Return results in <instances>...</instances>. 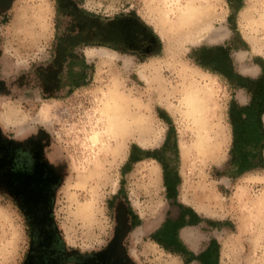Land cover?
<instances>
[{
	"label": "clouds",
	"instance_id": "1",
	"mask_svg": "<svg viewBox=\"0 0 264 264\" xmlns=\"http://www.w3.org/2000/svg\"><path fill=\"white\" fill-rule=\"evenodd\" d=\"M260 3L264 5V0ZM77 6L89 11L84 4ZM146 7L160 26L153 31L160 44L159 52L141 59L136 54L137 50L131 48L121 51L105 44L90 43L77 46L86 65L104 69L105 87L97 93V109L110 93L117 94L127 117L125 132L146 130L149 114L153 106L159 104L158 97L162 93L176 102V111L180 116L187 115L190 107L207 104L219 79L218 76L203 74L191 56L193 48L198 45L185 38V33L174 26L165 11L175 8L179 23L186 9H209L210 5L203 2L173 5L153 2ZM5 16L8 17L6 23ZM71 34L79 35V29ZM165 36L173 42L171 50L166 47L168 40ZM54 38L53 0H10L9 9L0 11V55L9 56L18 69L14 78L0 75V82L5 87L4 91H0V134L9 140L23 142L43 130L50 137V145L53 142V133L47 127L51 116L45 115L42 81L35 73L50 66L48 62L55 55ZM131 65L135 67L128 70ZM256 67L258 77L264 69L259 65ZM147 71L155 73L156 78L149 80L144 75ZM84 119L87 121L86 116ZM110 159V156L101 154L103 163L87 172L80 164L70 166L66 154L58 160L48 161L56 167L66 165L62 182L54 186L53 210L68 246L77 249L81 255L106 247L117 227V222L110 215L107 198L95 195L103 189L112 188L109 182L111 172L107 166ZM205 176L202 180L199 174H194V195L206 205L235 204L241 193L247 191L246 199L258 204L264 215V168L251 169L235 177L228 174L212 176L206 170ZM30 228L29 218L17 201L9 193L0 192V264H22L30 243ZM258 236L264 238V220L258 232L245 233L242 228H235L234 240L239 258L232 264H252L248 253ZM152 245L158 247L155 242ZM128 254L134 264H159L139 247V241L134 242ZM170 264H184V260L177 256ZM258 264H264V257Z\"/></svg>",
	"mask_w": 264,
	"mask_h": 264
},
{
	"label": "rangeland",
	"instance_id": "2",
	"mask_svg": "<svg viewBox=\"0 0 264 264\" xmlns=\"http://www.w3.org/2000/svg\"><path fill=\"white\" fill-rule=\"evenodd\" d=\"M76 1L78 4L86 5L89 11H85L80 7L79 12L81 15L77 13L75 16L82 17L90 21V23L91 21L94 22L96 20H107L109 22L115 19L135 18L143 22L153 32L154 29H159L160 26L154 19L151 10L148 9L146 5L153 2L167 4L168 1L174 0ZM175 1L179 4L187 3L189 0ZM215 1L218 4V13H220L222 20L224 21L220 26H218L216 22H213L211 29H220L222 32H225V36L217 42H210L204 40L202 37L201 40L195 42L198 46L194 47L193 51L201 46H229L231 59L235 68L243 72L246 71V68L252 64L253 59L255 58L264 63V27L260 25V22L262 21L259 16L261 12L260 0H244V6L237 14V17L231 16L230 19L228 16L232 15V13L229 11L225 0ZM7 9L9 8H6L5 10ZM53 9L55 13V38L53 40L54 52L57 34L61 33L63 23L66 21V16H64L60 8L58 9L56 0H53ZM243 13L247 14L248 21H244L241 18ZM227 18L230 25L227 22ZM7 20L8 17L5 16L4 22L6 23ZM201 36H203V34ZM165 39L168 40L166 47L171 50L174 47L173 42L168 39L167 36H165ZM91 42L93 43L94 41ZM128 48L130 47H127L126 49ZM193 51L191 54H193ZM1 56L3 60H6L3 66L8 68V72L2 75L7 78H14L18 69L11 62L9 56ZM144 57L140 58L143 59ZM51 61L48 62L49 65H51ZM87 66V72L82 76L83 79H81L82 84H76L74 88L62 91L60 95L55 97L47 95L45 92L42 93L44 100L46 101L44 106L45 115L47 116L50 114L51 116L47 126L48 131L53 133V142L50 145V137L46 132L41 130L47 136V155L51 160H58L66 154L71 162L70 166L72 167H76L81 163L84 153L82 147L84 137L87 133L89 134L91 132L96 124H98L101 117H105L102 108L105 102L108 103L106 100L98 109L95 104L97 93L105 87L104 69L102 67L93 68L90 65ZM134 67L135 65H131L128 70H132ZM46 68H43V70ZM202 72L203 74H210L211 76L219 77L216 85L212 89L210 101L207 104L200 105L196 110L189 108L187 110V115L180 116L176 111V102L169 100L166 95L162 93L158 97L159 104L154 105L149 114L152 134L145 138L148 146L143 149H157L161 147L168 126L160 117L165 115V111H168L171 115L174 128L178 133L179 140L178 149L180 154V173L182 176V187L179 192V199L192 206L201 216L221 223L219 231L213 230L210 232L217 237L220 243V264H232L235 259L239 258V252L234 240L235 228L240 227L245 233L258 232L261 221L264 220V215L261 214L258 204L252 202L250 199H246L247 191L241 193L239 200L235 204H218L216 207L206 205L194 195V174H199V176L203 175L206 178V170L210 172L212 176H220L224 174L229 175V173H231L229 164L231 129L228 123L227 109L229 102L235 98V93L230 84L222 76L205 72L203 69ZM144 75L150 80L151 78L154 79V77H156V74L151 71L145 72ZM21 82H23L22 77ZM74 82H77V79H75ZM116 98V102L120 103L119 97ZM110 102L111 100L109 103ZM81 113H83V115H81ZM92 113L95 114L92 115ZM85 116L87 117V121L84 119ZM57 125H59V129H57ZM200 134L210 136L211 143L208 145V149H212L214 145L220 147L217 158L218 160L206 164L202 173L198 166L199 153L197 141ZM124 145L126 149L124 159L118 160L119 162H116L115 168L110 170L111 174L109 176V182L112 185V188L103 189L96 194L99 197L107 198V204L113 220L116 204L124 201L126 197H129L132 200L136 211L143 217V222L146 227L149 228L155 224V220H159L165 209L161 170L155 161L146 160L131 167L129 171H126L129 155L134 146L137 145L136 137L131 136L127 138ZM206 149L207 147L205 146L204 150ZM262 164L264 165V161ZM63 167L64 171L62 174V180L66 165H63ZM154 167H157L160 173V182L157 188L150 183L149 170ZM0 192H4L2 188H0ZM226 216L230 217V219H224ZM54 218L58 225L55 215ZM60 234L65 245L70 249H74L68 246L61 229ZM112 234L109 239H111ZM136 241H139V247L151 255L154 260H158L159 264H170L171 260L176 259V257L169 256V254L164 252L160 247H153L152 242L146 236L141 235L140 229L129 237V245L132 247ZM75 250L78 251L77 249ZM25 257L26 253L23 256L22 264ZM261 257H264V238L258 236L256 243L249 249L248 259L252 264H258Z\"/></svg>",
	"mask_w": 264,
	"mask_h": 264
},
{
	"label": "flooded vegetation",
	"instance_id": "3",
	"mask_svg": "<svg viewBox=\"0 0 264 264\" xmlns=\"http://www.w3.org/2000/svg\"><path fill=\"white\" fill-rule=\"evenodd\" d=\"M56 3L66 16V21L61 33L57 34L51 65L35 73L47 95L55 97L62 91L74 88L76 84H82L81 79L88 66L84 63L78 45L105 44L121 51L125 47L136 46L141 51L149 50L148 45L139 47V42L133 37L127 41L123 39L119 27L123 23L122 19L90 23L75 16L77 13L81 15L76 0H56ZM9 7L10 0H0V11ZM77 28L79 35L73 36L71 33ZM5 62L0 55V75L8 72V68L3 66ZM75 79L77 82H74ZM4 90V84L0 82V91ZM47 143V136L42 131L23 142L9 140L0 134V188L17 201L31 225L30 243L23 264H134L128 253L132 248L129 237L137 216L126 199L114 208L117 227L106 247L81 255L65 245L53 210L54 186L61 183L64 167H56L48 162L51 159L47 155ZM165 199L168 200L167 192Z\"/></svg>",
	"mask_w": 264,
	"mask_h": 264
},
{
	"label": "crops",
	"instance_id": "4",
	"mask_svg": "<svg viewBox=\"0 0 264 264\" xmlns=\"http://www.w3.org/2000/svg\"><path fill=\"white\" fill-rule=\"evenodd\" d=\"M226 2V1H225ZM229 9V8H228ZM237 17V16H236ZM229 18V16H228ZM227 18V22L229 24ZM122 24L120 34L123 36V31L125 29L126 32L130 33L131 37L136 39L135 41L140 42L141 46L149 47V50L137 49V55L140 57H144L145 55L157 53L159 52V41L154 36L153 32L139 19L135 18H122ZM230 25V24H229ZM233 29V28H232ZM132 38V39H133ZM139 45V47H141ZM214 47H224L228 50V58L231 64V67H218L216 71H213L209 64L206 62L198 60L197 55L195 52L200 48H214ZM127 47L124 48V51H127ZM150 52V53H149ZM192 58L195 62L203 69L205 72L222 76L232 87L235 98L229 102L228 109H227V118H228V111L231 102H235L240 107H246L251 102V93L245 87H240L237 85V82L234 80V76H240L244 79L249 80H256L258 79L264 71L257 77V65L264 69V63L260 62L257 58L253 59L252 64L246 68V71L237 70L235 65L231 59L230 55V47L226 45H212V46H201L193 51L191 54ZM231 68V70H230ZM164 117H170L171 115L168 111H165ZM264 115H262L263 121ZM264 122V121H263ZM229 123V120H228ZM230 126V124H229ZM231 129V126H230ZM177 134V141L178 140V133ZM231 144H232V136H231ZM139 147V146H138ZM141 150H154V149H143L139 147ZM160 148V147H159ZM158 149V148H157ZM264 152V150H263ZM179 153V149H178ZM146 160L152 159H144L138 162L127 163L128 167L126 171H129L131 167L135 166L138 163H141ZM155 161V160H153ZM156 162V161H155ZM161 170V182L164 191V200H165V209L161 214V217L158 221H154L155 224L152 227L147 228L145 223L143 222V217L140 215L139 212L136 211L132 200L129 197H126V201L131 204V207L137 216V222L133 229L131 236L138 230H141V235L146 236L151 242H155L158 247H160L164 252L167 254H172L173 257L179 256L182 257L184 260V264H200V262L196 259L191 258V254L194 256H198L201 253L205 252L208 247L215 242L218 245V255H219V264H220V255H221V247L219 240L215 235H213L210 231L216 230L219 231L221 227V223L219 221H213L211 219H207L201 216L192 206L188 205L180 201L179 199V192L182 187V176L180 173V154H179V166H178V174L180 176V184L177 187V194L175 199L171 198L168 200L165 199V192H167L164 184H163V171L158 162H156ZM128 173V172H126ZM179 205L186 207L187 209H181ZM188 232L187 238L183 236V232ZM162 243V244H161ZM169 246L170 250H173L172 253L170 250H166L163 245Z\"/></svg>",
	"mask_w": 264,
	"mask_h": 264
},
{
	"label": "trees",
	"instance_id": "5",
	"mask_svg": "<svg viewBox=\"0 0 264 264\" xmlns=\"http://www.w3.org/2000/svg\"><path fill=\"white\" fill-rule=\"evenodd\" d=\"M229 11L236 17L244 6V0H225ZM195 54L198 60L206 62L213 71L218 67H231L228 58V50L224 47L200 48ZM231 70V68H230ZM234 80L240 87H245L251 93V102L246 107H240L231 102L228 111V120L231 126L232 144L230 149L229 175L237 176L251 169L264 168L262 162L264 150V72L256 80L244 79L235 75ZM168 126L163 143L160 148L154 150H141L134 146L130 155L129 163L144 159H152L158 162L163 171V184L167 190L168 198L175 199L177 187L180 184L178 174L179 153L177 134L170 117H160ZM181 209L186 207L179 205ZM162 244V243H161ZM166 250L169 246L163 245ZM174 253L173 250H170ZM218 245L213 242L208 249L198 256L191 254L200 264H219Z\"/></svg>",
	"mask_w": 264,
	"mask_h": 264
},
{
	"label": "bare ground",
	"instance_id": "6",
	"mask_svg": "<svg viewBox=\"0 0 264 264\" xmlns=\"http://www.w3.org/2000/svg\"><path fill=\"white\" fill-rule=\"evenodd\" d=\"M189 1H187V3L203 2L205 4L210 5L211 7L209 9H199V10L186 9L181 14L182 21L179 23H177V10L175 8H167L166 12L168 13V19L173 21L174 26L178 27L181 31H183L185 33V38L190 41L197 42V40L198 41L201 40L202 37L204 40L210 42H217L223 39V37L225 36L224 34L225 32H222V30L220 29L218 30L211 29L213 22H216L218 26H220V24L223 23L224 21L222 20L220 13H218L217 2L215 0H195V1L191 0L190 2ZM167 4L173 5V4H177V2L175 0L168 1ZM260 10L261 12L259 16L262 19L260 25L264 27V5H261ZM205 16L207 17L206 20L204 19ZM241 18L244 21H248L247 14L245 13L241 15ZM205 29L207 30L205 31ZM202 34L203 36H201ZM151 80H153V78H151ZM116 97H118V95L115 93H110L108 95L107 97L108 103L105 102L102 108V112L105 115V117H101L98 124H96L94 128L91 130L90 132L91 134L89 135L87 133L84 137L82 143L84 153L80 166L84 168L85 172H87L91 168H94L96 165L103 163V161L100 160L101 154H103L105 157L110 156L111 159L110 161H108L107 166L110 170L115 168L116 162H119L118 160L124 159L126 155L124 142L127 138L131 136L136 137V144L139 147L145 148L148 146L147 142L145 141V138H147L152 134L150 117L146 125V130L142 128L136 131L125 132L123 129L127 117L121 109V103L116 102L115 100ZM110 100L111 102L109 103ZM199 106L200 105H196L190 108L196 110ZM210 143H211L210 136H207L205 134L199 135L197 141L198 153H199L198 166L201 173L206 164L218 160L217 158L220 147H218V145H214L212 149H208V145ZM205 146L207 147L206 150H204ZM90 161L94 163H90ZM149 173H150V183L155 188H157L160 182L159 169L157 167L151 168L149 170ZM200 177L202 179H205L203 175H200ZM183 236L187 238L188 232L184 231Z\"/></svg>",
	"mask_w": 264,
	"mask_h": 264
},
{
	"label": "water",
	"instance_id": "7",
	"mask_svg": "<svg viewBox=\"0 0 264 264\" xmlns=\"http://www.w3.org/2000/svg\"><path fill=\"white\" fill-rule=\"evenodd\" d=\"M124 33H123V39L125 40V41H127V40H130L131 39V35H130V33H128V32H126L125 31V29H124V31H123ZM140 45V42H139V44H138V46ZM141 46V45H140ZM131 49H135V50H137V48H136V46L134 47H130ZM150 53V52H149Z\"/></svg>",
	"mask_w": 264,
	"mask_h": 264
}]
</instances>
